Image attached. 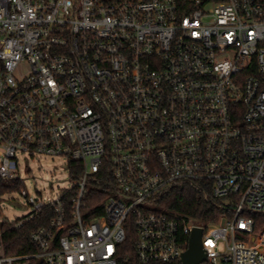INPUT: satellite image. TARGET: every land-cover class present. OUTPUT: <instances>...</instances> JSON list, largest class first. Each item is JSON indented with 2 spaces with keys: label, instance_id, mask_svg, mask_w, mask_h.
<instances>
[{
  "label": "built area",
  "instance_id": "obj_1",
  "mask_svg": "<svg viewBox=\"0 0 264 264\" xmlns=\"http://www.w3.org/2000/svg\"><path fill=\"white\" fill-rule=\"evenodd\" d=\"M25 155L75 183L31 196ZM0 178L16 228L53 209L0 264H182L195 228L203 263L264 264V0H0ZM187 182L229 216L159 206Z\"/></svg>",
  "mask_w": 264,
  "mask_h": 264
},
{
  "label": "trees",
  "instance_id": "obj_2",
  "mask_svg": "<svg viewBox=\"0 0 264 264\" xmlns=\"http://www.w3.org/2000/svg\"><path fill=\"white\" fill-rule=\"evenodd\" d=\"M22 188V182L8 183L0 178V196L20 192ZM227 199H215L212 196V201H207L203 189L187 182L171 188L158 203L161 208L177 211L203 222L218 224L230 214L223 208ZM52 210L50 207L47 208L39 218L24 223L20 228L15 227L18 221L13 224L4 223L1 226V241L5 254L22 256L36 252L38 249L31 242V234L48 225ZM255 219L259 230L264 225L263 215H256Z\"/></svg>",
  "mask_w": 264,
  "mask_h": 264
},
{
  "label": "rangeland",
  "instance_id": "obj_3",
  "mask_svg": "<svg viewBox=\"0 0 264 264\" xmlns=\"http://www.w3.org/2000/svg\"><path fill=\"white\" fill-rule=\"evenodd\" d=\"M20 172L28 193L45 200H55L71 188L75 180L70 176L65 157L35 155L20 156ZM147 206H151L147 204ZM32 207L20 192L0 196V232L4 223L13 224L27 217ZM205 264V263H203Z\"/></svg>",
  "mask_w": 264,
  "mask_h": 264
},
{
  "label": "water",
  "instance_id": "obj_4",
  "mask_svg": "<svg viewBox=\"0 0 264 264\" xmlns=\"http://www.w3.org/2000/svg\"><path fill=\"white\" fill-rule=\"evenodd\" d=\"M202 235V229L195 228L193 230L189 248L182 255V264H201L207 260V252L203 247Z\"/></svg>",
  "mask_w": 264,
  "mask_h": 264
}]
</instances>
